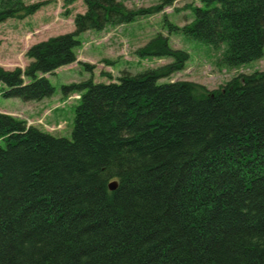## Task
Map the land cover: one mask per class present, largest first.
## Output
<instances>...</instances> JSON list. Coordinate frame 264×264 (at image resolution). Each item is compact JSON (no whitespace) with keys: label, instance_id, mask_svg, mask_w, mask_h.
<instances>
[{"label":"trees","instance_id":"1","mask_svg":"<svg viewBox=\"0 0 264 264\" xmlns=\"http://www.w3.org/2000/svg\"><path fill=\"white\" fill-rule=\"evenodd\" d=\"M61 1L65 15L78 1L85 13L72 33L29 48L23 70L0 67L3 98L49 99L46 76L76 62L81 34L162 13L174 0L138 9ZM196 1L187 25L165 21L169 33L223 49L229 67L264 57V0ZM46 4L0 0V24ZM135 55L172 62L61 86L63 98L80 95L70 139L0 114V264H264V71L207 91L159 83L188 61L168 38Z\"/></svg>","mask_w":264,"mask_h":264},{"label":"rangeland","instance_id":"2","mask_svg":"<svg viewBox=\"0 0 264 264\" xmlns=\"http://www.w3.org/2000/svg\"><path fill=\"white\" fill-rule=\"evenodd\" d=\"M160 1L128 0L124 5L128 9L148 8ZM22 2L47 4L24 20L11 19L0 24V67L7 71L15 68L24 69L29 63L25 53L32 46L49 38L72 33L74 16L83 14L86 10L80 1L67 8L69 15H65V7L61 0ZM187 6L199 7L200 4L196 0H174L171 7L165 8L162 13L136 18L133 23L126 26L108 27L102 32L81 34L78 37L80 47L76 51L77 63L80 61L90 64L94 67L92 73L76 63L58 69L53 76H47L54 93L42 103L5 99L1 96L3 86L0 85V110L17 113L20 120L31 121L34 123L33 126L52 132L54 137L70 139L73 110L77 100L65 102L61 96V86L81 83L91 77L94 83H106L109 82L104 77L106 75H110L115 81L124 72L135 75L170 64L171 59H141L135 55L136 50L143 48L158 36L168 38L173 50L188 55L184 69L174 73L169 79L161 80L160 84L187 81L201 85L207 91H213L240 75L264 71V57L260 61L229 67L222 61L223 49H215L182 32L169 33L165 21L179 28L192 21L193 14L186 9ZM55 109L57 111H54ZM38 122L41 124L38 125ZM57 126H60V129Z\"/></svg>","mask_w":264,"mask_h":264},{"label":"water","instance_id":"3","mask_svg":"<svg viewBox=\"0 0 264 264\" xmlns=\"http://www.w3.org/2000/svg\"><path fill=\"white\" fill-rule=\"evenodd\" d=\"M117 188V182L113 181L108 185L109 191H114Z\"/></svg>","mask_w":264,"mask_h":264},{"label":"crops","instance_id":"4","mask_svg":"<svg viewBox=\"0 0 264 264\" xmlns=\"http://www.w3.org/2000/svg\"><path fill=\"white\" fill-rule=\"evenodd\" d=\"M55 111H56V110H55ZM2 112L9 113V114H14V113L8 112V111H6V110H3Z\"/></svg>","mask_w":264,"mask_h":264}]
</instances>
